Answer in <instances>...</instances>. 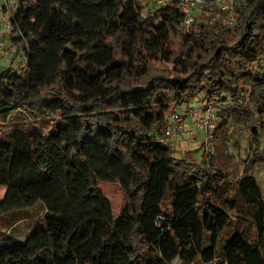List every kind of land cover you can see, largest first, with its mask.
<instances>
[{"label":"trees","instance_id":"16d2710c","mask_svg":"<svg viewBox=\"0 0 264 264\" xmlns=\"http://www.w3.org/2000/svg\"><path fill=\"white\" fill-rule=\"evenodd\" d=\"M219 12L197 6L175 36L170 2L17 0L10 36L27 61L0 70V216L30 209L35 227L0 242V264H264L257 179L228 195L217 152L177 157L162 141L181 105L230 101L216 150L236 120L264 151V0H237L230 26Z\"/></svg>","mask_w":264,"mask_h":264},{"label":"rangeland","instance_id":"374dc122","mask_svg":"<svg viewBox=\"0 0 264 264\" xmlns=\"http://www.w3.org/2000/svg\"><path fill=\"white\" fill-rule=\"evenodd\" d=\"M178 32L175 36L184 32L182 23L177 27ZM9 61L3 60L0 62V70L9 66ZM19 64L14 62V66ZM201 104L200 101L194 100L191 103L183 104L176 110L182 112L188 106L197 107ZM233 127L226 138L221 141L219 151L215 148V153L221 161L223 168L228 174L227 193L228 195L234 192V183L240 176L249 173L253 175L262 190L264 196V151L253 155L252 145L256 142L251 138L246 127L239 121L232 120ZM194 130V135L184 134L171 143L173 154L177 157H183L186 152L192 151L193 156L198 159H203L204 150L201 148L204 134L201 129H194L191 119H186V130ZM259 143H262L261 140ZM100 187L104 194L110 200L114 211H119L125 195L117 181L101 182ZM7 191L6 185H0V201L5 197ZM30 209L14 210L7 215L0 216V242L2 244L14 243L19 240H24L34 231L35 221ZM237 230L236 224H232L229 228V233ZM245 236L249 238L253 236L254 230L247 222L244 227ZM180 263L179 261H175ZM182 264V263H181Z\"/></svg>","mask_w":264,"mask_h":264},{"label":"built area","instance_id":"2783aa9c","mask_svg":"<svg viewBox=\"0 0 264 264\" xmlns=\"http://www.w3.org/2000/svg\"><path fill=\"white\" fill-rule=\"evenodd\" d=\"M158 4L170 2L176 4L183 12L182 25L184 30L190 28L194 22V9L201 4L216 3L219 5L218 13L220 22L225 26L233 25L235 22L234 9L237 0H153ZM17 0H0V62L19 61L25 64L27 54L20 49L17 43L11 40L13 29L10 18L13 16ZM231 107L230 101L201 103L197 107L188 106L182 112L175 111L170 116L169 125L166 128L162 141L171 144L184 134L193 135L194 130H186V119L190 118L194 129H201L204 134L202 145L207 157L215 154L214 137L217 128L219 113ZM169 264H181L175 261ZM204 264V263H203Z\"/></svg>","mask_w":264,"mask_h":264},{"label":"crops","instance_id":"0c3cea01","mask_svg":"<svg viewBox=\"0 0 264 264\" xmlns=\"http://www.w3.org/2000/svg\"><path fill=\"white\" fill-rule=\"evenodd\" d=\"M196 135L193 134V137H195Z\"/></svg>","mask_w":264,"mask_h":264}]
</instances>
